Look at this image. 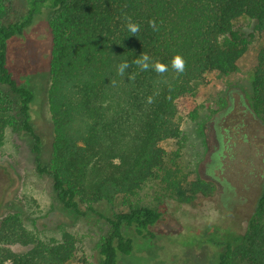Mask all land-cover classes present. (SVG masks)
I'll use <instances>...</instances> for the list:
<instances>
[{"label": "trees", "instance_id": "1", "mask_svg": "<svg viewBox=\"0 0 264 264\" xmlns=\"http://www.w3.org/2000/svg\"><path fill=\"white\" fill-rule=\"evenodd\" d=\"M41 14L50 33L47 160L31 117L34 89L19 80L9 61L11 40ZM242 19L264 34V0H27L25 7L0 0V140L11 125L29 134L36 170L51 178L61 205L77 216L94 213L106 221L98 264H119L134 249L128 232L153 235L162 212L135 204L108 216L97 204L132 196L153 179L183 203L212 190L213 184L198 176L178 178L160 144L179 137L181 116L196 115L208 73L237 70L254 36L240 30ZM129 22L139 25L135 35ZM142 53L150 57L147 70L133 63ZM176 55L185 61L183 72L172 66ZM256 60L248 103L264 119V41ZM125 61L130 67L120 76L118 65ZM157 61L167 71H155L151 65ZM206 241L216 248L215 264H264V180L245 230L222 234L213 227ZM16 243L27 249L13 250ZM74 251L68 232L45 240L15 214L0 221V264H67Z\"/></svg>", "mask_w": 264, "mask_h": 264}, {"label": "rangeland", "instance_id": "2", "mask_svg": "<svg viewBox=\"0 0 264 264\" xmlns=\"http://www.w3.org/2000/svg\"><path fill=\"white\" fill-rule=\"evenodd\" d=\"M25 7L27 0H16ZM240 30L248 39L237 70L228 75L211 72L199 89L194 117L181 116L180 135L161 142L167 164L180 179L195 176L210 181L208 193H198L189 203L178 202L158 180L146 182L136 194L112 203L97 204V210L112 216L129 205H146L162 212L151 227L153 235L134 239L131 254L119 264H215L214 245L206 241L209 230L220 233L245 230L264 180V119L249 108L252 72L264 34L254 23L242 19ZM50 33L45 14L36 17L22 36L10 42V67L19 80L34 89L31 105L34 129L41 140L42 156L51 153L52 128L46 89ZM29 134L7 126L0 140V221L17 215L25 228L42 239L59 240L73 235L75 251L67 264H98L97 247L108 231L98 214L77 216L56 198L52 180L37 172ZM15 251L26 246L13 244Z\"/></svg>", "mask_w": 264, "mask_h": 264}, {"label": "clouds", "instance_id": "3", "mask_svg": "<svg viewBox=\"0 0 264 264\" xmlns=\"http://www.w3.org/2000/svg\"><path fill=\"white\" fill-rule=\"evenodd\" d=\"M150 25L155 28V21H150ZM128 30L132 35H135L139 31V25L135 23L129 22L128 25ZM150 57L146 53H142L140 57L135 59L133 61L134 64L138 65L142 70H147L150 67L149 64ZM154 67V70L157 71L158 73H163L167 71V66L163 63H160L159 61L155 62L154 65H151ZM172 66L174 69H176L178 72H183L184 67H185V61L180 55H176L173 60H172ZM130 67L128 62H123L120 65H118V74L120 76H123L125 74L126 69ZM134 78V77H130ZM152 102L151 97H149V103Z\"/></svg>", "mask_w": 264, "mask_h": 264}]
</instances>
